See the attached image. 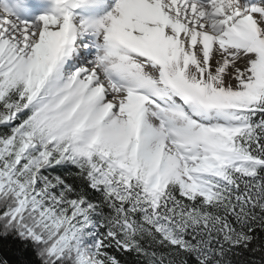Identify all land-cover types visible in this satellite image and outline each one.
<instances>
[{
    "label": "snow or ice",
    "instance_id": "1",
    "mask_svg": "<svg viewBox=\"0 0 264 264\" xmlns=\"http://www.w3.org/2000/svg\"><path fill=\"white\" fill-rule=\"evenodd\" d=\"M47 2L0 8V264H264V0Z\"/></svg>",
    "mask_w": 264,
    "mask_h": 264
},
{
    "label": "bare ground",
    "instance_id": "2",
    "mask_svg": "<svg viewBox=\"0 0 264 264\" xmlns=\"http://www.w3.org/2000/svg\"><path fill=\"white\" fill-rule=\"evenodd\" d=\"M41 4H42L45 8L49 6L47 0H41ZM0 8H2L1 5H0ZM93 14H97V15H98V13H95V12H93V11H88V12H85V13H84L85 16L93 15ZM28 20L31 21V20H33V18H32V17H31V18L28 17ZM84 58H85V57H81V59H84ZM87 58H90V56L87 57ZM69 63H71V61H70Z\"/></svg>",
    "mask_w": 264,
    "mask_h": 264
},
{
    "label": "trees",
    "instance_id": "3",
    "mask_svg": "<svg viewBox=\"0 0 264 264\" xmlns=\"http://www.w3.org/2000/svg\"><path fill=\"white\" fill-rule=\"evenodd\" d=\"M0 127H2V126H0ZM51 171V170H50ZM53 174H56L55 172H53Z\"/></svg>",
    "mask_w": 264,
    "mask_h": 264
}]
</instances>
